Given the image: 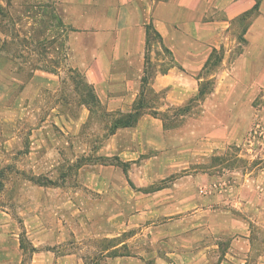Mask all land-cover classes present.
Instances as JSON below:
<instances>
[{
	"label": "crops",
	"instance_id": "obj_1",
	"mask_svg": "<svg viewBox=\"0 0 264 264\" xmlns=\"http://www.w3.org/2000/svg\"><path fill=\"white\" fill-rule=\"evenodd\" d=\"M53 4L59 29L45 32L43 62L36 51L16 56V42L7 52L0 40V148L23 147V125L31 122V155L51 164L71 150L73 163L88 148L92 116L139 111L95 150L138 172L88 163L58 176L61 184H34L36 204L24 219L29 257L8 228V210H0V264H264V161L245 172L202 168L234 148L250 163L259 153L247 134L264 88V0ZM150 27L158 48L153 40L148 46ZM236 38L242 48L229 60ZM222 50L213 89L199 98L204 72ZM180 108L181 122L168 125Z\"/></svg>",
	"mask_w": 264,
	"mask_h": 264
},
{
	"label": "rangeland",
	"instance_id": "obj_2",
	"mask_svg": "<svg viewBox=\"0 0 264 264\" xmlns=\"http://www.w3.org/2000/svg\"><path fill=\"white\" fill-rule=\"evenodd\" d=\"M46 2H48L47 5ZM50 2L51 0H0V40L1 44H4V47H6L5 49L7 52H12L13 43L16 42V56L21 55L27 60L30 54L36 51L37 55L35 58L38 61H44L45 32L51 29H59L58 12H54L56 11L55 6L53 4L51 8ZM30 33L31 36L29 35ZM3 39L5 40L4 42ZM35 40L37 43L36 45L34 43ZM232 41L233 42L230 44L232 50L229 60L236 57L242 48L241 38H236L235 41ZM155 47L158 48L157 39H155ZM22 51L25 53H22ZM224 53V50L217 53L212 58V62L209 64L208 69L204 72L205 81L201 85V96L213 89L214 79L212 76L220 70V66L224 59ZM28 71V69L21 70V76L26 78ZM68 76H70V74H68ZM73 76L75 79L79 78L76 74ZM66 87L70 88V84L68 85L66 83ZM85 90L88 92V89L85 88ZM57 94H59V92ZM43 97L42 100L45 99V96ZM51 98L53 101L55 96L49 97V100ZM42 104L44 109L46 103ZM197 104L198 101L196 100L185 108L191 110ZM254 104L255 108L258 110V116L251 120L247 139L250 138V132L257 123H263L264 125V88L258 93ZM185 108L173 110L170 116V118L173 119L167 124L171 126L179 124L182 120L181 116L185 113ZM114 118L115 117H108L105 115L101 117L92 116L90 118L84 129V143L88 148L86 149L85 155L79 157V159L73 163L71 160L73 159L72 156H75V153H72L71 150L65 151L66 155L69 157H64V161H56V159L53 158V160L50 159L53 162L51 164L44 163V154L40 157L31 155L27 147L28 132L29 129L32 128L31 122H26L23 125L22 131L25 132L23 147L21 146L20 148L10 150L0 148V210H8L12 218L8 228L21 235L26 258H28L30 254V245L27 243L28 237L26 235L27 232L24 219L30 206L36 204L34 197L38 195L34 193L32 188L34 184L50 183V180H54L56 184H61L63 182L58 180V176L63 173L74 174L82 164L88 163H116L122 170L126 168L125 171H132L133 173L137 171L130 165L124 166L116 162L115 159L100 158L95 153L97 146L110 132V124ZM48 125H51V128H53L55 134V136L53 134L54 139L59 141L62 140L59 127L51 123ZM255 137L254 146H257L259 153L252 163H250L248 158L238 155V150L234 148L229 150L226 155L215 156L209 165L202 166V168L210 169L213 172H221L224 169H237L238 171L244 172L251 170L257 164L264 161V134L261 135L260 131H258ZM1 141L2 136H0V143ZM80 154H82V150L79 152V156ZM69 158L71 160H69ZM260 159L261 161H259ZM34 177H36L35 182L31 180V178ZM68 183L72 184L73 181L69 180ZM159 186L160 185L156 183L152 188H157Z\"/></svg>",
	"mask_w": 264,
	"mask_h": 264
},
{
	"label": "trees",
	"instance_id": "obj_3",
	"mask_svg": "<svg viewBox=\"0 0 264 264\" xmlns=\"http://www.w3.org/2000/svg\"><path fill=\"white\" fill-rule=\"evenodd\" d=\"M155 39H159L158 38V35H156L155 33H154V31H153V29L150 27L149 29H148V46H149V41H151V40H153V41H155ZM158 41V40H157ZM165 52L167 53L168 51L165 49ZM218 52H216V54H217ZM215 53H214V56L216 55ZM213 56V57H214ZM212 57V58H213ZM211 62H212V60H211ZM210 62V63H211ZM209 63V64H210ZM209 64H208V66H209ZM86 89H88V92H87V94L90 96V98H92V96H93V93H92V91L90 92V87H88L87 85H85L84 86ZM209 93V92H208ZM201 94H202V91H201V88H200V96H199V98H203L206 94H204L203 96H201ZM140 105H141V103H140ZM139 111H138V113H137V115H133V114H131L130 116H128V117H121V116H119V117H115L114 118V120L112 121V123L110 124V131H113L114 129H116V128H119V127H127V126H131V125H133L134 123H135V121L138 119V116H139ZM122 165H124L125 166V164H122ZM124 170H126V168H124ZM35 179H36V177H34V178H31V180L32 181H34L35 182ZM51 183V182H50ZM43 184H47V183H42L41 185H43Z\"/></svg>",
	"mask_w": 264,
	"mask_h": 264
},
{
	"label": "built area",
	"instance_id": "obj_4",
	"mask_svg": "<svg viewBox=\"0 0 264 264\" xmlns=\"http://www.w3.org/2000/svg\"><path fill=\"white\" fill-rule=\"evenodd\" d=\"M263 127H264L263 123H257L250 132V138L248 139V142H251V141L253 142L255 140L256 138L255 136L258 133V131H260L261 135L264 134Z\"/></svg>",
	"mask_w": 264,
	"mask_h": 264
}]
</instances>
